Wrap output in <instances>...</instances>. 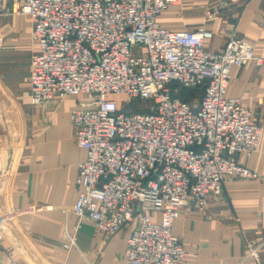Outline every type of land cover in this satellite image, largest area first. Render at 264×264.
I'll return each mask as SVG.
<instances>
[{
	"label": "built area",
	"instance_id": "built-area-1",
	"mask_svg": "<svg viewBox=\"0 0 264 264\" xmlns=\"http://www.w3.org/2000/svg\"><path fill=\"white\" fill-rule=\"evenodd\" d=\"M174 1L22 0L15 11L38 45L30 105L78 98L69 119L85 159L74 216L107 238L130 226L126 264H186L172 233L181 211H202L226 181L257 178L237 157L258 151L260 126L225 93L233 68L264 67V57L236 31L211 53L202 28L162 29Z\"/></svg>",
	"mask_w": 264,
	"mask_h": 264
},
{
	"label": "crops",
	"instance_id": "crops-1",
	"mask_svg": "<svg viewBox=\"0 0 264 264\" xmlns=\"http://www.w3.org/2000/svg\"><path fill=\"white\" fill-rule=\"evenodd\" d=\"M21 1L0 0L11 12L0 13V264H126L130 226L107 238L74 216L77 165L85 159L69 119L78 98L30 105L38 45L30 18L15 13ZM207 12L215 16L208 20ZM158 23L172 32L204 29L211 53L236 31L264 57V0H175ZM225 96L240 99L260 126L258 151L237 157L257 178L226 181L202 211H181L172 233L186 264H264V67L233 68Z\"/></svg>",
	"mask_w": 264,
	"mask_h": 264
},
{
	"label": "trees",
	"instance_id": "trees-1",
	"mask_svg": "<svg viewBox=\"0 0 264 264\" xmlns=\"http://www.w3.org/2000/svg\"><path fill=\"white\" fill-rule=\"evenodd\" d=\"M183 99L184 100L188 99V97H187V95L185 93L183 94Z\"/></svg>",
	"mask_w": 264,
	"mask_h": 264
}]
</instances>
